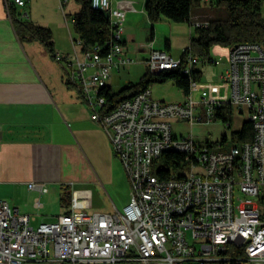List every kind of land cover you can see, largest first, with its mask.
<instances>
[{"label": "built area", "instance_id": "built-area-1", "mask_svg": "<svg viewBox=\"0 0 264 264\" xmlns=\"http://www.w3.org/2000/svg\"><path fill=\"white\" fill-rule=\"evenodd\" d=\"M90 5L106 12L108 38L82 50L81 39L73 37L72 52L54 57L107 134L129 183V201L110 213L71 209L33 226V215L0 199V264H264V42L232 46L222 91L211 98L202 89L199 100L192 93L198 59L184 49L173 58L149 43L142 61L150 71L181 68L189 79L185 100H155L147 88L107 110L103 90L111 73L136 59L124 49V7L113 0ZM192 25L205 28L208 21L196 17ZM232 105L247 108L253 130L240 147L213 151L192 132H172V118L193 126ZM164 153L183 156L182 167L170 168L167 176L152 170ZM28 187L47 191L42 182Z\"/></svg>", "mask_w": 264, "mask_h": 264}, {"label": "crops", "instance_id": "crops-1", "mask_svg": "<svg viewBox=\"0 0 264 264\" xmlns=\"http://www.w3.org/2000/svg\"><path fill=\"white\" fill-rule=\"evenodd\" d=\"M23 1L0 0V199L21 214L33 215V226L71 209L84 210L74 200L83 195L79 186L95 194L93 206H88L92 212L122 209L129 192L117 198L114 188L120 176L129 186L123 168L107 134L90 118L78 88H69L73 84L66 80L63 63L54 57L73 50L76 35L68 15L76 13L80 3L68 0L67 13L60 0ZM115 2L125 10L122 38L128 55L147 54L149 43L169 53L168 39L156 45V22L147 17L146 0ZM188 22L194 27L191 17ZM25 23L51 31V52L39 39L28 38ZM32 181L44 183L47 191L30 189Z\"/></svg>", "mask_w": 264, "mask_h": 264}, {"label": "trees", "instance_id": "trees-1", "mask_svg": "<svg viewBox=\"0 0 264 264\" xmlns=\"http://www.w3.org/2000/svg\"><path fill=\"white\" fill-rule=\"evenodd\" d=\"M67 0H60L62 5ZM80 3V9L70 15L73 31L82 41V50H86L96 43L104 42L110 35L109 20L106 12L93 9L90 0H76ZM263 0H219L213 4H222L226 15L224 18H211L205 28L195 27L196 37L190 40L183 54L190 52L195 57L209 60L210 47L213 44H221L232 47L239 43L264 42V17L261 14ZM197 0H146L145 11L151 22L169 20L176 23L190 21L191 8L198 5ZM28 38H37L44 43L48 50L52 51L51 31L48 28L31 23L23 25ZM193 79L199 80L200 71L194 70ZM172 81L184 95L189 92V79L181 73V68L164 70L152 73L146 71L137 83H128L124 87L114 91L109 86L104 90L106 109H111L124 99H128L137 93L149 88L150 82L164 83ZM230 106H225L222 112H216V116L222 121L229 122L226 113ZM253 130L251 122L247 119L242 122L239 130L232 132L231 138L236 142H244L252 139ZM225 139V138H223ZM164 172L161 176H167L169 169L182 167L183 156L179 153H164L161 158Z\"/></svg>", "mask_w": 264, "mask_h": 264}, {"label": "rangeland", "instance_id": "rangeland-1", "mask_svg": "<svg viewBox=\"0 0 264 264\" xmlns=\"http://www.w3.org/2000/svg\"><path fill=\"white\" fill-rule=\"evenodd\" d=\"M67 5L68 0L63 4L65 12L68 13L67 10L69 7ZM261 14L264 17V0L262 2ZM225 15L226 11L222 4L199 3L198 5L192 6L190 17L191 21H194L195 16H199L200 20H209L217 17L224 18ZM68 18H70V15H68ZM187 22L188 21L176 23L163 19L154 23V28L156 29L158 37L156 45H161L165 38L168 39V43L170 44L169 54L173 58L180 57L182 50L186 48L190 40L197 35L195 28L191 27V25L188 24L189 22ZM229 49L230 47L225 45L213 44L210 47L209 60L201 59L198 56L196 57L198 62L193 67L195 70L200 71V77L198 86L192 90L195 100H199L198 94L202 89H206L211 98H216V90L220 89L222 91L221 87L223 84L220 76L228 66ZM130 56L136 59V62L126 66L120 72L114 71L111 79L108 80L114 91L122 88L129 82L137 83L141 76L149 70L147 65L142 61V59L147 56L145 52H139ZM69 88L77 90V87H73V85ZM149 89L154 99L162 100L163 102H180L184 100L183 92L177 88L172 81L164 83L150 82ZM222 97V95L217 96V98ZM226 116L229 119L228 124L217 116H214V120L210 122H206L208 119L204 116L202 123H196L193 126H191L185 118H172L170 119V123L172 132L175 136L187 135L192 132L196 139L201 140L204 144H208L211 150L227 151L233 146L240 147L241 143L232 140L231 134L239 130L242 122L248 119V111L245 106L237 107L232 105L230 111L226 113ZM163 167L162 159H157L153 163V173L156 174L157 171ZM122 177L123 176H120L119 179L115 181L114 190L118 194L117 198L124 195L128 197L129 186L126 184L125 178ZM79 190L83 195L77 197L78 200H74L82 206L84 211L91 213L93 208L88 206H93L94 200H96L95 194L92 193L90 188L85 190L83 186H79ZM109 190L111 192V189ZM114 201L119 205L118 200L114 199ZM109 203L110 205L112 204L110 199ZM64 206L66 207V205ZM112 211L111 208V212Z\"/></svg>", "mask_w": 264, "mask_h": 264}, {"label": "water", "instance_id": "water-1", "mask_svg": "<svg viewBox=\"0 0 264 264\" xmlns=\"http://www.w3.org/2000/svg\"><path fill=\"white\" fill-rule=\"evenodd\" d=\"M151 72H152V73H154V74H156V73H157V71H153V70H152Z\"/></svg>", "mask_w": 264, "mask_h": 264}]
</instances>
